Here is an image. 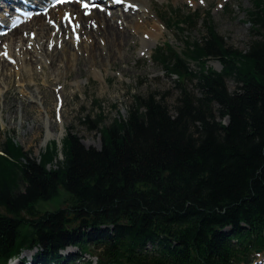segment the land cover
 Segmentation results:
<instances>
[{"label": "trees", "instance_id": "16d2710c", "mask_svg": "<svg viewBox=\"0 0 264 264\" xmlns=\"http://www.w3.org/2000/svg\"><path fill=\"white\" fill-rule=\"evenodd\" d=\"M255 3L249 14L264 30V0ZM198 20L180 12L168 22L184 33ZM204 28L184 50L155 52L175 78L173 111L165 98L135 97L127 118L87 120L100 149L69 132L39 159L5 134L0 264L27 251H35L31 264H77L85 253L98 264H251L264 254V40L243 54L227 47L209 14ZM60 189L68 204L41 212ZM68 248L79 253L63 256Z\"/></svg>", "mask_w": 264, "mask_h": 264}, {"label": "rangeland", "instance_id": "374dc122", "mask_svg": "<svg viewBox=\"0 0 264 264\" xmlns=\"http://www.w3.org/2000/svg\"><path fill=\"white\" fill-rule=\"evenodd\" d=\"M148 1L150 3L148 10L151 11V15L147 14L148 18H145L143 22H141L142 19L135 17L133 27L127 29L129 38L121 46V53L117 48L108 46L107 50L99 53L96 58H93L88 52L73 56L76 52L80 53L76 47L74 52L65 50V54H63L64 48L59 45L58 49L55 48L58 51L53 54L51 60L43 59L46 69L42 74L36 72L38 78H20L14 73L13 77L5 76L12 77L10 79L0 77V82L3 81L0 83V143L6 140L5 134L8 133L25 151H31L39 159L41 152L45 151L51 140H57L62 146V139L71 132L79 137L86 147L100 149L102 146L101 135L99 132L90 131L89 124H87L88 119L94 121L99 116H103L105 123L109 125L119 117L127 118L135 97H147L151 94L165 98L166 103L173 111L178 97L174 83L175 78L170 77L167 70L153 60L155 52L160 48L167 49L168 46L184 50L186 42L201 40L206 34L204 19L208 14L211 16L216 32L223 38L227 47L233 51L245 54L254 42L264 40V30L254 26L249 14V12H255L258 9L255 0ZM179 11L182 16L189 13H198L199 15L196 25L192 29H185L184 33L178 29L180 25L176 23L172 25L168 22L170 18L177 21L180 15ZM154 14L159 20L161 18L165 33L154 28V24H150L151 22L146 21L153 22ZM122 19L120 17L119 20ZM46 23H48V19ZM72 24L74 23H70V29H72ZM166 25L170 29H167ZM32 26L26 28L31 31ZM64 26L67 27V22ZM146 31H151V35L146 34ZM139 34L141 40L138 39L140 37H137ZM145 35L153 40H158L157 45L153 47V43L144 39ZM20 36L21 34H18L16 37ZM58 38L60 37H56V39ZM11 41L13 39L5 44L11 43ZM59 42L61 43V41ZM56 44L58 45V43ZM80 44L82 48L87 46L85 43L80 42ZM54 46L51 45L50 48H54ZM3 47L1 46V48ZM141 51L143 54H140ZM208 66L216 71L221 70L217 60L209 61ZM36 67L39 68V65ZM192 69L195 72L199 71L195 64H192ZM48 70L49 73H47ZM28 74L30 73L28 72ZM55 77L60 80L56 81ZM189 86L191 89L194 88L192 84ZM228 86L230 90L237 88L233 80L228 81ZM52 92H55L57 96ZM61 122L64 125L63 129L65 128L63 133L61 132ZM47 131H50L54 136L42 146ZM69 199L68 194L60 189L58 195L51 200L41 201L37 208L41 212L57 211L65 207ZM34 252H25L23 256L30 260ZM77 253L79 251L75 248H68L62 252L63 256ZM255 256L257 262L253 264H264L261 262V259L264 258L263 254ZM18 260V262L12 261L8 264H20V260H22L20 256ZM87 262L98 264L99 259L97 255L87 253L80 264H87Z\"/></svg>", "mask_w": 264, "mask_h": 264}, {"label": "bare ground", "instance_id": "6f19581e", "mask_svg": "<svg viewBox=\"0 0 264 264\" xmlns=\"http://www.w3.org/2000/svg\"><path fill=\"white\" fill-rule=\"evenodd\" d=\"M48 3L49 0H44L43 2L44 5ZM0 6L3 7L2 4ZM100 6H105L107 10L102 12ZM149 6L150 3L148 0H101L99 10L91 11L89 16L82 10L81 4L76 3L64 4L63 6L52 8L45 16L35 15L34 18L27 20L26 23L22 24L16 30L9 32L8 35L4 37H0V77H13L14 74H16V76L25 79L38 78L39 76L36 75L38 73L42 74L46 69L43 59L48 58L51 60L53 54L58 51L55 50V48L57 47L58 49L59 45L64 48L63 54H65V50L74 52V48L76 47V50H79L80 53L76 52L73 56L88 52L93 58H96L99 53L107 50L108 46L117 48L119 53H121V46L125 44L129 38V31L127 29L133 27L136 18L142 19L141 22H143L145 18H148L147 14L151 15V11L148 10ZM3 16L4 15L0 12V18ZM120 17L123 19L119 20ZM153 17V22L149 20L146 21L148 23L151 22L150 24H154V28H158L165 33V27L158 19L157 15L154 14ZM47 19L48 23H46ZM0 21H2L6 27H9V19L4 17L1 18ZM66 22L67 27L64 26ZM70 23H74L72 29L69 27ZM30 26L33 28L31 31L26 28H30ZM23 29L24 32H22ZM151 33V31H146L148 35H151ZM18 34H21V36L16 37ZM141 35L139 34L137 36L140 37L138 38L140 40ZM148 35H145L144 39L148 40L147 42L153 43V47L157 45L158 40H153ZM58 36L60 38L56 39ZM12 39L13 41H11V43L5 44V42ZM25 41L27 43H24ZM59 41H61V43ZM80 42L82 44H87V46L82 48ZM47 43H49L48 46ZM56 43H58V45ZM51 45H55L54 48H50ZM1 46L4 47L1 48ZM83 49H85V51H83ZM140 54H143V52L141 51ZM5 55L7 56L4 57ZM37 65H39V68L36 67ZM62 66L64 67V65ZM28 72L30 74H28ZM47 73H49V70ZM12 77L5 78L10 79ZM55 79L56 81L60 80L58 77H55ZM52 93H54V95L56 94L55 92ZM63 123L61 122L62 133L65 129H63ZM53 136L54 135L50 131H47L42 146ZM56 137L58 138V135ZM261 262L264 263V258L261 259Z\"/></svg>", "mask_w": 264, "mask_h": 264}, {"label": "snow or ice", "instance_id": "6c2138e0", "mask_svg": "<svg viewBox=\"0 0 264 264\" xmlns=\"http://www.w3.org/2000/svg\"><path fill=\"white\" fill-rule=\"evenodd\" d=\"M201 2H203V0H201ZM83 7L87 8L88 5L87 4H84ZM14 11L17 12V13H20L22 10L17 7V8L14 9ZM24 14L25 15H29L28 13H24ZM18 22H19V17H16V19H14L12 21V26L15 27L18 24Z\"/></svg>", "mask_w": 264, "mask_h": 264}, {"label": "water", "instance_id": "95a60500", "mask_svg": "<svg viewBox=\"0 0 264 264\" xmlns=\"http://www.w3.org/2000/svg\"><path fill=\"white\" fill-rule=\"evenodd\" d=\"M226 124H228V119L226 120Z\"/></svg>", "mask_w": 264, "mask_h": 264}]
</instances>
